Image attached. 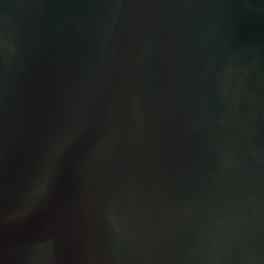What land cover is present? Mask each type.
Returning a JSON list of instances; mask_svg holds the SVG:
<instances>
[{
    "label": "water",
    "instance_id": "obj_1",
    "mask_svg": "<svg viewBox=\"0 0 264 264\" xmlns=\"http://www.w3.org/2000/svg\"><path fill=\"white\" fill-rule=\"evenodd\" d=\"M0 264H264V0H0Z\"/></svg>",
    "mask_w": 264,
    "mask_h": 264
}]
</instances>
